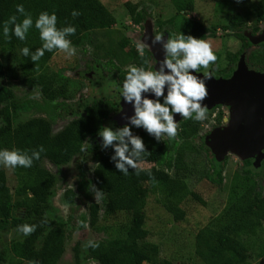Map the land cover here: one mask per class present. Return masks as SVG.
<instances>
[{"label":"trees","instance_id":"16d2710c","mask_svg":"<svg viewBox=\"0 0 264 264\" xmlns=\"http://www.w3.org/2000/svg\"><path fill=\"white\" fill-rule=\"evenodd\" d=\"M171 2L177 14L195 10V0ZM18 4H23L25 11L31 14L33 27L25 41H20L14 34L8 41L3 37L4 22L14 15L17 23L24 19V15L16 10ZM259 5L263 11L257 21L264 16V0H259ZM126 7L132 22L142 24L145 13L132 3H127ZM44 11L56 14L58 28H76L75 35L68 37L76 46L82 44L90 33L111 30L116 23L115 16L100 0H0V149H20L29 155L32 151H39L41 146L45 149L31 168L17 167L13 170L17 180L14 190L8 183L7 171L0 166V242L3 234L12 233L14 239L9 250L27 264H58L63 255V250L59 249L64 236L51 232L49 228L54 223L49 222L45 214L57 178L43 165V161H49L58 170L71 164L84 153L87 141L99 137L97 133L103 130L105 121L117 112V105L110 100L92 101L85 107L83 115L71 120L57 133L50 120L44 117L15 123L18 105L14 103L15 92L10 86L13 81L28 82L42 94L46 107L58 116L61 114L62 105L55 88L58 79L47 72L54 52L58 50L45 51L37 62H33L30 56H23L20 51L29 47L31 52H35L42 47L35 20ZM73 11L79 15L73 17ZM173 23L174 20L168 21L170 25ZM245 23L241 14H235L225 29H234ZM202 29L203 26L197 23L192 35L206 40L204 33L199 32ZM170 37H176L174 32H170ZM130 44L129 40L122 38L119 49L109 56L107 63L118 71L121 85L128 72L124 67L130 62L149 69V51L144 56L136 50L125 51ZM260 52L258 62L264 68V50ZM228 58L234 62L237 55L230 54ZM201 125V121L194 118L183 119L177 128L178 141L174 145L163 139L157 142L142 131L140 135L149 154L144 157L143 170L139 174L131 168L128 175L120 173L110 160L111 149L95 153L94 169L88 180L82 170L78 189L87 193L92 186L101 192L104 197L103 217L100 216V205L92 204L90 226L109 235L106 240L94 241L99 247H85L87 259L97 264H177L162 259L159 245L148 241L151 233L146 227L145 209L149 195L156 193L161 195L163 207L177 222L186 217L182 207L186 200L206 205L188 183L191 166L187 150H195L192 142L199 135ZM209 179L223 183L221 174L218 179ZM260 186L250 172L234 175L226 207L210 226L200 229L196 235L195 255L202 264H250L251 240L264 227V194ZM65 195L68 203L72 204L74 191L68 190ZM16 210H19L17 216L14 215ZM116 215L124 219L112 226L99 225L101 220ZM22 224H35L37 228L24 236L17 231V226ZM80 246L81 243H77L74 248L75 264H81ZM259 257L264 260V248Z\"/></svg>","mask_w":264,"mask_h":264},{"label":"rangeland","instance_id":"374dc122","mask_svg":"<svg viewBox=\"0 0 264 264\" xmlns=\"http://www.w3.org/2000/svg\"><path fill=\"white\" fill-rule=\"evenodd\" d=\"M100 1L115 16V25L111 30L92 32L82 44L74 45L76 55L73 57H67L63 51H55L47 70L58 79L55 88L58 91L59 103L62 105L61 114L58 116L50 107H46L42 94L28 82L13 81L10 86L15 92L14 103L18 105L15 113L16 124L31 118L44 117L50 120L54 132L57 133L71 120L83 115L85 107L92 101L110 100L117 105V112L105 121L104 126L122 127L126 123L123 117L131 115L132 108L127 105L129 108L127 109L126 104L119 99L122 85L119 83L118 71L107 64L109 56H113L114 51L119 49L122 38L131 43L125 51H137L138 43L144 41L151 45L152 37L161 33L164 34L165 40L170 37L171 31L176 36L181 32L192 35L197 23L203 26L199 32L204 33L206 41L210 43L218 58L208 68L212 78L206 79L207 87H216L222 81L230 80L241 68L251 75L264 76L263 65L258 62L261 53L259 41L264 36V22L260 23L257 30L259 32L253 31V27L258 26L257 19L262 16L263 11L259 0H243V3L239 4L236 0H195L194 12L181 14H177L171 0ZM127 3L137 5L138 10L145 13L142 24L135 25L132 22ZM235 14H241L246 23L226 30L225 27ZM262 19L264 21V18ZM169 20H174L173 25L168 24ZM160 47L159 44L145 47V52L149 51L151 54L148 70H155L156 65L163 59L158 53ZM230 54L237 55L236 61L232 62L228 58ZM114 62L118 63L116 59ZM130 63L124 67L125 71H129V66L132 65ZM252 101L256 107L260 106L259 102ZM247 104L242 102V106H239L238 102L232 103L231 100L229 103L218 102L211 108L207 107V119L201 121L200 133L192 142L195 150H187L191 166L189 186L201 195L206 205L186 200L182 206L186 217L183 221L177 222L163 207L160 194L149 195L145 209L146 227L151 233L148 241L159 245L162 259L177 264H202L195 255L196 235L200 229L210 226L226 207L229 185L236 173L241 175L250 172L260 183V191L264 194V149L263 157L257 160L259 155H255L253 148L240 138L234 140L223 153L213 146V140L221 132L228 133L242 111L245 113L250 111ZM176 119L179 126L185 118L178 114ZM134 131L139 135L142 132L136 129ZM262 137L260 134V141ZM162 139L171 145L178 141L177 136L169 139L166 134ZM100 144V137L89 139L84 153L60 170L49 161H43V165L57 178L45 214L48 221L54 223L53 227L49 228L51 232L60 234L62 238L64 236L59 249L63 250V255L58 264H75L74 248L77 243H81V264H97L87 259L85 245L89 240H106L109 235L90 226L92 204L100 205V216L103 217L104 197L101 192L92 186L87 193L78 189L82 170L88 180L94 169L95 153L102 151ZM5 170L8 183L14 190L17 180L13 170L8 168ZM219 174L223 179L222 184L209 179V177L218 179ZM68 190L74 191L72 204L66 199L65 193ZM14 215H19V210H16ZM122 219L124 218L116 215L101 220L99 225L112 226ZM13 239L12 233L2 235L0 264H27L9 250V244ZM251 244L250 264H264V260L259 257L264 248V227L258 236L251 240Z\"/></svg>","mask_w":264,"mask_h":264},{"label":"clouds","instance_id":"9594fccd","mask_svg":"<svg viewBox=\"0 0 264 264\" xmlns=\"http://www.w3.org/2000/svg\"><path fill=\"white\" fill-rule=\"evenodd\" d=\"M243 3V0H236ZM18 13L24 15L21 23H17L14 15L3 24V37L10 41L14 34L20 41L27 39L29 30L33 27L31 14L25 11L23 4L16 6ZM73 17L79 15L72 12ZM14 25V27H10ZM35 28L39 30L42 47L31 52L29 47L22 48L21 54L31 58L33 62L41 60L45 51H63L67 57L76 55V47L68 38L75 35L76 28L57 27V16L47 11L41 12L35 20ZM161 45L164 58L156 65L155 70H147L144 66H129L120 101L130 105L131 115L123 118L126 123L122 127L103 126L97 135L101 138V150L111 149L110 160L122 174L128 175L129 168L139 174L143 170L144 157L149 154L144 139L134 129L142 130L155 141L160 142L164 134L174 139L178 132L177 114L181 118L203 121L207 119V105L203 104L208 95L206 79L212 78L211 72L198 76L201 68L207 69L217 61L209 42L191 34L181 32L175 38L165 40L164 34L152 37V44L141 41L136 45L137 51L144 56L145 47ZM146 63V62H145ZM43 146L31 155L20 149H0V166L15 170L17 167L31 168L34 160L40 159ZM37 225L22 224L17 231L24 236L35 232ZM86 247H99L98 243L89 240ZM35 264V262H32Z\"/></svg>","mask_w":264,"mask_h":264},{"label":"water","instance_id":"95a60500","mask_svg":"<svg viewBox=\"0 0 264 264\" xmlns=\"http://www.w3.org/2000/svg\"><path fill=\"white\" fill-rule=\"evenodd\" d=\"M261 41H264V36L259 42ZM158 53L164 58L161 47ZM206 89L208 95L203 104L209 108L218 102L229 103L231 100L232 103L237 104L238 102L239 106H242V102H247V107L250 108V111L246 113L242 111L237 116L228 133L218 134L213 140V146L223 153L234 140L240 138L253 148L255 155H259L257 160H261L264 149V76L251 75L241 68L230 80L222 81L216 87L206 86ZM252 100L259 102L260 106L256 107ZM126 108L129 109L127 104ZM260 134L263 136L261 141L259 140Z\"/></svg>","mask_w":264,"mask_h":264},{"label":"flooded vegetation","instance_id":"af4514ba","mask_svg":"<svg viewBox=\"0 0 264 264\" xmlns=\"http://www.w3.org/2000/svg\"><path fill=\"white\" fill-rule=\"evenodd\" d=\"M262 18H264V16L262 17ZM260 19L259 21H258V26L256 25L255 27H253V31L254 32H259V31H257V29H259L258 27H259V25H260V23L262 24L264 21H263V19ZM263 44H264V41L262 42L261 41V43H260V48H261V51H263L264 50V47H263ZM244 48V47H243ZM209 71V69L207 68V69H201L199 72H197L196 74H199V73H201V74H204V73H206V72H208Z\"/></svg>","mask_w":264,"mask_h":264}]
</instances>
